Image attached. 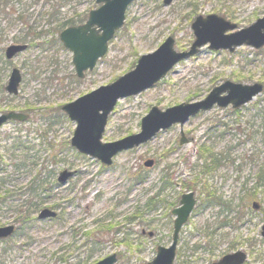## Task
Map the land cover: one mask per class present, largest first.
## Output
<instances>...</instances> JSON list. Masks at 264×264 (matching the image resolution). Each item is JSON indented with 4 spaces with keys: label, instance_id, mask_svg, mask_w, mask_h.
I'll list each match as a JSON object with an SVG mask.
<instances>
[{
    "label": "rangeland",
    "instance_id": "374dc122",
    "mask_svg": "<svg viewBox=\"0 0 264 264\" xmlns=\"http://www.w3.org/2000/svg\"><path fill=\"white\" fill-rule=\"evenodd\" d=\"M97 7L96 0H0V113L29 114L0 128V226L18 228L7 244L0 242V264H94L113 253L116 264L150 262L158 246L170 245L172 210L194 184L197 202L211 191L221 201L205 208L196 203L173 264H212L236 248L248 252L245 264H264V91L240 108L214 106L174 124L120 152L111 165L71 146L76 124L61 109L134 69L141 55L169 36L177 50L189 49L197 15L216 13L237 30L264 16V0H135L107 53L77 78L73 53L56 40V27L73 16L85 15L84 22ZM12 43L29 47L8 60L5 49ZM14 67L22 73L16 95L5 89ZM226 80L264 85V47H203L154 86L121 98L102 141L139 132L153 106L164 110L202 100ZM64 170L74 174L61 183ZM31 184L39 194H32ZM38 199L45 205L36 219L16 222L27 203ZM256 201L262 205L258 212ZM45 207L58 216L39 219Z\"/></svg>",
    "mask_w": 264,
    "mask_h": 264
},
{
    "label": "water",
    "instance_id": "95a60500",
    "mask_svg": "<svg viewBox=\"0 0 264 264\" xmlns=\"http://www.w3.org/2000/svg\"><path fill=\"white\" fill-rule=\"evenodd\" d=\"M102 3L98 8L90 11L84 24L70 26L60 33L64 46L72 51V62L76 74L82 78L87 70H92L98 59L108 50L109 42L116 31L120 29L126 17V10L134 0H96ZM173 0H164L166 5ZM195 39L189 50L179 51L175 48V38L167 37L153 52L143 54L136 67L117 78L110 84L100 86L91 92L82 95L76 100L66 103L62 110L69 118L76 122V128L71 139V145L80 152L100 159L104 164L111 165L113 157L119 152L132 149L152 139L161 130L170 128L173 124L183 125L191 116L200 111L219 107L240 108L252 101L263 92L264 85L260 82L253 84L235 83L226 80L215 86L202 100L180 103L164 110L153 106L142 118L141 130L112 142H102L103 133L108 123L110 113L114 110L118 100L123 97L136 95L164 78L167 73L180 61L197 54L202 47L209 43L212 50H229L234 52L243 45L260 49L264 46V16L258 18L249 26L235 30L238 26L216 13L206 16H197L191 24ZM229 30H235L229 32ZM27 48L26 44H11L6 49V57L13 58ZM22 81L19 68L11 72L6 90L10 94H18ZM28 114L8 112L0 114V127L9 119L24 121ZM181 143L187 141L182 131ZM152 160L146 161L151 166ZM74 172L64 170L59 182L65 183ZM195 205L192 192L184 194L181 206L175 208L173 239L168 247L158 246L156 256L145 264H173L178 244L179 232L187 221ZM57 212L50 208H43L39 219L54 218ZM15 232L14 224L0 226V240L11 237ZM152 235V233H150ZM261 235L264 237V223ZM117 253L110 254L94 264H115ZM247 253L238 250L225 254L213 264H244Z\"/></svg>",
    "mask_w": 264,
    "mask_h": 264
},
{
    "label": "trees",
    "instance_id": "16d2710c",
    "mask_svg": "<svg viewBox=\"0 0 264 264\" xmlns=\"http://www.w3.org/2000/svg\"><path fill=\"white\" fill-rule=\"evenodd\" d=\"M85 15H82L81 17H78V16H73V17H70V18H67V19H64L62 21H60L56 27V33L59 34V32L65 28L66 26H69V25H75V24H78V23H81L84 19H85ZM56 40L57 41H60L59 40V35L56 37ZM62 45V44H61ZM63 46V45H62ZM205 149L203 148L202 151H204ZM214 167V165L212 166V168ZM4 169V168H2ZM264 176V174H261V178ZM1 181L2 182H5V177H2L1 178ZM43 182V180H42ZM35 181H33L32 184H34ZM167 183V182H166ZM30 185L29 188L30 189H33V195L35 194H39L38 192V189L40 188L39 186H35V185ZM168 185V184H167ZM35 193V194H34ZM207 193V192H206ZM20 195V194H18ZM33 197V196H32ZM34 199V197H33ZM209 199V200H208ZM221 201V198H218V196L216 195L215 192H208L206 198L202 201V204L201 206L202 207H207V206H211V205H215L216 203H219ZM28 206L26 208V210H21L18 218L15 220L16 222H20L22 224H26L28 222H31L33 221L34 219H36V213L38 212V210L43 207L45 205V202H43L42 200L38 199L37 201L35 202H29L27 203ZM34 214V215H33ZM18 230V228H17ZM18 231H16L17 233ZM11 238L9 239H6V240H3L4 242H6V244L8 243V241L10 240ZM2 242V241H1ZM67 261V260H65Z\"/></svg>",
    "mask_w": 264,
    "mask_h": 264
},
{
    "label": "flooded vegetation",
    "instance_id": "af4514ba",
    "mask_svg": "<svg viewBox=\"0 0 264 264\" xmlns=\"http://www.w3.org/2000/svg\"><path fill=\"white\" fill-rule=\"evenodd\" d=\"M256 187H258V181H257ZM196 188H197V185L194 184V185H193V188H191L190 191L194 193L195 205H196V203H197V205L200 204V206H201L202 202H197V201H200V199L198 200V199L196 198V193H195V191L197 190ZM163 189H164V188H163ZM255 189H256V188H255ZM184 193H185V192H184ZM184 193H183V194H184ZM183 194H182V196H183ZM206 195H207V194H206ZM182 196H181V198H180V204H181ZM198 197H199V195H198ZM180 204H179V205H180ZM177 207H178V206H177ZM261 207H262V205H261L259 202L256 201V202L253 203V210H254V212H258V211L261 209ZM172 213H173V210H172ZM263 223H264V222H263ZM241 249H242V248H241ZM236 250H239V248L231 249L230 252H233V251H236ZM247 253H248V252H247ZM218 260H219V259H218Z\"/></svg>",
    "mask_w": 264,
    "mask_h": 264
},
{
    "label": "bare ground",
    "instance_id": "6f19581e",
    "mask_svg": "<svg viewBox=\"0 0 264 264\" xmlns=\"http://www.w3.org/2000/svg\"><path fill=\"white\" fill-rule=\"evenodd\" d=\"M209 169H213V168H209Z\"/></svg>",
    "mask_w": 264,
    "mask_h": 264
}]
</instances>
